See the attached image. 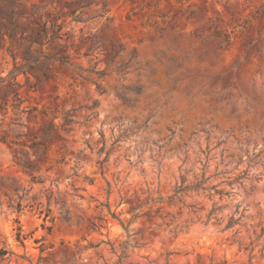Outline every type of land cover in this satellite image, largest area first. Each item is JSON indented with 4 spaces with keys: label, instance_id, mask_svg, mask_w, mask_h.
<instances>
[{
    "label": "rangeland",
    "instance_id": "rangeland-1",
    "mask_svg": "<svg viewBox=\"0 0 264 264\" xmlns=\"http://www.w3.org/2000/svg\"><path fill=\"white\" fill-rule=\"evenodd\" d=\"M263 4L0 0V264H264Z\"/></svg>",
    "mask_w": 264,
    "mask_h": 264
},
{
    "label": "trees",
    "instance_id": "trees-1",
    "mask_svg": "<svg viewBox=\"0 0 264 264\" xmlns=\"http://www.w3.org/2000/svg\"><path fill=\"white\" fill-rule=\"evenodd\" d=\"M263 7V11H264V4L262 5ZM6 20V24L4 25L3 29L0 28V48L5 47V43H6V39H9L10 41H16L17 38V32H15V21L14 18L12 16V14H9V18L5 19ZM60 30V26L59 25H52L50 27V29H46L45 27L41 29V32L44 34L45 36V42L44 43H39L38 42V38H40V32L37 31L35 33H31L29 35V39H28V44L24 49L23 55H22V59L24 61V63L19 66L16 67L15 66V70L14 71H21L23 73H28V74H32L34 75V77H37V75L35 74L36 71H41V65L43 64H48L49 66H51L50 62H59V63H63L64 61H66L67 56L66 55H47L43 52V46L44 44H47L52 38L57 37V31ZM24 30L20 31V38L24 37ZM225 44L229 43L228 37H226L224 39ZM35 44H40V49L37 50L36 48H33V46ZM83 71H88V72H94L95 74L101 75L102 72L101 71H93V70H86V69H82ZM14 71H12L11 73H13ZM14 78V76H13ZM86 79H88V77H84ZM97 87H99V85L97 84ZM136 92L139 93L140 92V88L136 89ZM66 120V119H65ZM9 189H13V190H17L16 188L13 187V185L8 183V180L4 179L3 177H0V190H3L4 192H7ZM125 246H123V248H125ZM7 253V251L3 248L0 249V260L4 259L5 254ZM124 254V251H123ZM123 256H121L120 258L122 259ZM116 264H121L120 262H117Z\"/></svg>",
    "mask_w": 264,
    "mask_h": 264
}]
</instances>
